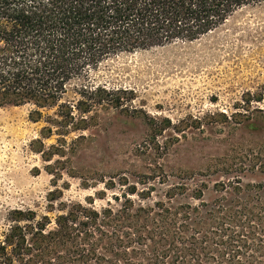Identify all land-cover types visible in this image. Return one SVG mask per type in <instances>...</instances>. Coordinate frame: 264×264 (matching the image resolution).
Wrapping results in <instances>:
<instances>
[{"label":"rangeland","instance_id":"374dc122","mask_svg":"<svg viewBox=\"0 0 264 264\" xmlns=\"http://www.w3.org/2000/svg\"><path fill=\"white\" fill-rule=\"evenodd\" d=\"M91 78L133 99L96 105L82 128L42 138L44 154L36 140L47 123L29 119L34 106H0V241L15 209L48 216V229L77 215L69 236L46 240L23 264H123L124 249L126 263L148 264L176 236L171 219H185L178 245L200 231L188 217L206 221L209 207L241 197L264 218V0L197 40L112 57Z\"/></svg>","mask_w":264,"mask_h":264},{"label":"trees","instance_id":"16d2710c","mask_svg":"<svg viewBox=\"0 0 264 264\" xmlns=\"http://www.w3.org/2000/svg\"><path fill=\"white\" fill-rule=\"evenodd\" d=\"M260 1L0 0V106H34L29 119L47 123L40 130L41 139L36 140L44 154L42 138L63 137L70 129L82 128L83 114L96 105L123 107L133 99L120 95L126 90L92 80L91 74L102 63L122 53L197 40L240 8ZM69 90L76 97L65 99ZM53 108L52 114L42 112ZM257 207L241 197L234 203L209 207L203 214L206 221L188 223V217L187 227L198 226L200 231L182 234L178 245V228L185 219H171L165 227L172 228L176 236L169 248L146 254V263L264 264V218L256 216ZM77 208L87 210L79 204ZM72 215L71 210L56 216L55 228L48 229V216L37 219L32 210H13V224L0 241V264H23L33 249H43L46 240L69 236L73 230L69 221L77 217ZM119 256L123 264L132 263H126L131 259L127 249ZM101 258L102 264H121L114 256Z\"/></svg>","mask_w":264,"mask_h":264},{"label":"bare ground","instance_id":"6f19581e","mask_svg":"<svg viewBox=\"0 0 264 264\" xmlns=\"http://www.w3.org/2000/svg\"><path fill=\"white\" fill-rule=\"evenodd\" d=\"M1 135V134H0Z\"/></svg>","mask_w":264,"mask_h":264}]
</instances>
